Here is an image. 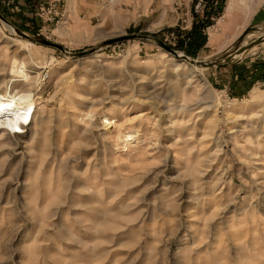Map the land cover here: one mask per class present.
Returning <instances> with one entry per match:
<instances>
[{
	"label": "rangeland",
	"instance_id": "obj_1",
	"mask_svg": "<svg viewBox=\"0 0 264 264\" xmlns=\"http://www.w3.org/2000/svg\"><path fill=\"white\" fill-rule=\"evenodd\" d=\"M88 1L59 26L0 6V94L38 99L0 125V264H264V20L225 8L193 57L191 13L168 32L161 0Z\"/></svg>",
	"mask_w": 264,
	"mask_h": 264
},
{
	"label": "crops",
	"instance_id": "obj_2",
	"mask_svg": "<svg viewBox=\"0 0 264 264\" xmlns=\"http://www.w3.org/2000/svg\"><path fill=\"white\" fill-rule=\"evenodd\" d=\"M12 2V6L10 8L4 7L2 4H0L1 8L5 12H9V10L13 13L10 14L11 18L13 19L17 18L21 21H31L36 20L38 23L42 24V21L37 16V9L41 5H48L50 3L58 2L60 5V8L64 11V20L69 21L72 20L71 17L75 18L74 15V9L76 10V13L79 16H86L84 14L85 8L84 4H88V0H9ZM215 0H161L157 3L158 8L162 11L163 14V24L168 27L166 29L168 32L170 31H177V29L171 28L172 26L176 25L177 22L180 21L182 18V15L184 13L192 14L193 18H190L193 21V26L195 24V35L193 37V41L190 43L188 48V53L190 55H198L202 50L207 47L208 40H210V36L208 37L206 31L207 29L210 30V28H213L216 20L222 16L223 13H225V8L227 1L225 2V6H223L222 11L218 12V6L216 5ZM260 7V6H259ZM258 7V11L256 13L257 20L263 21L264 20V10H260ZM211 24L207 26L205 29L200 28L203 24ZM206 24V25H207ZM213 26V27H212ZM192 31V30H191ZM184 32L180 33L179 40L187 42V39L191 33ZM206 38L207 41H205V45L196 50L194 49V44L197 37ZM196 51V52H195ZM195 52V54H194ZM250 61H253L251 59ZM248 64L247 62L245 63ZM250 76H248L250 79L255 78L257 80L261 79L263 77V70L261 66H257L256 69L250 71ZM248 78V79H249Z\"/></svg>",
	"mask_w": 264,
	"mask_h": 264
},
{
	"label": "bare ground",
	"instance_id": "obj_3",
	"mask_svg": "<svg viewBox=\"0 0 264 264\" xmlns=\"http://www.w3.org/2000/svg\"><path fill=\"white\" fill-rule=\"evenodd\" d=\"M242 1L243 0H239V1L229 0L227 7H226V12L227 13L234 12V10H236L238 5H242L241 4ZM261 1L262 0H259V1L250 0L248 1V3H246L247 5L244 8L246 22H249L252 16L257 12ZM7 26L13 33H16V30L13 26L11 25H7ZM29 44L33 45L32 43H29ZM237 56L238 55L236 54L235 57ZM180 57H183L181 53H180ZM181 61L188 63L190 66L194 67L195 69H198V67H200L198 65L199 61H194L192 59L181 60ZM12 72L13 74H18V75L23 76L25 80H28L29 78V75L26 74L24 64H21L20 66L19 64H17V61H15L14 63ZM11 91L12 90H10V92L6 91L5 93L0 94V125H2L4 128L14 133H22L23 131L22 129H24V127L30 126L32 122V115L36 110L38 99H36L33 94L28 93V92H16L15 91L12 93ZM198 105L199 104H196L195 106H198ZM108 124H109V127H111L112 125L116 124V121L111 119L108 121ZM122 139L124 143V148L127 149L128 146H131L133 140L138 139L137 132L130 131L128 133H125L122 136Z\"/></svg>",
	"mask_w": 264,
	"mask_h": 264
},
{
	"label": "water",
	"instance_id": "obj_4",
	"mask_svg": "<svg viewBox=\"0 0 264 264\" xmlns=\"http://www.w3.org/2000/svg\"><path fill=\"white\" fill-rule=\"evenodd\" d=\"M0 18H2V19L4 18L1 13H0ZM21 34L24 37L30 38L25 33H21ZM142 37L143 36H137V35H131V36L122 37V38H119V39H116V40H111V41L106 42L101 48L92 49L89 52H81V53H78L76 55H78L79 57H84V56H87V55H90V54L96 52L97 50L102 49L103 47L110 46V45L115 44V43H118V42H123V41H126V40L135 39V38H142ZM143 38H146V37H143ZM36 42L39 43V44H41V45H43V46L55 48V49H58V50H60L62 52H66L65 49H64V47L62 45L57 44V43H54V42H51V41H48V40H42V39H39ZM159 46L162 49H164L165 51H167L170 55H172L176 59H179V60H187V59H190L189 57H187L184 54H182L183 57H180V53L178 51L174 50L173 48H171L170 46H168L167 44H165L163 42H160L159 43ZM235 56L236 55L234 53L233 54H230L229 56H227L225 58V62H227V63L233 62L236 59ZM198 65L200 67H206V68H208V67L215 66V65H220V64L217 63V62H199Z\"/></svg>",
	"mask_w": 264,
	"mask_h": 264
},
{
	"label": "built area",
	"instance_id": "obj_5",
	"mask_svg": "<svg viewBox=\"0 0 264 264\" xmlns=\"http://www.w3.org/2000/svg\"><path fill=\"white\" fill-rule=\"evenodd\" d=\"M0 4L6 8H10L12 6V2L9 0H0ZM37 16L43 22V24H55L59 26L61 23L65 22L64 11L60 8L58 2L39 6L37 9Z\"/></svg>",
	"mask_w": 264,
	"mask_h": 264
},
{
	"label": "trees",
	"instance_id": "obj_6",
	"mask_svg": "<svg viewBox=\"0 0 264 264\" xmlns=\"http://www.w3.org/2000/svg\"><path fill=\"white\" fill-rule=\"evenodd\" d=\"M215 2H216V0L214 1V3ZM225 2H226V0H218L216 2V5L218 6V12L219 13L222 11L223 6H225ZM206 24H203L200 28L205 29L207 26L211 25L209 23L207 25ZM194 35H195V24H194V26L192 28V31H191L188 39H187V43L189 42V44H190L193 41ZM205 41H206V38H202L200 36L197 37L196 38V41H195V44H194L195 45L194 46V49L198 50V49L202 48L205 45ZM195 52H194V54H195ZM187 55H190V54L188 53ZM190 56H193L194 57V55H190Z\"/></svg>",
	"mask_w": 264,
	"mask_h": 264
}]
</instances>
